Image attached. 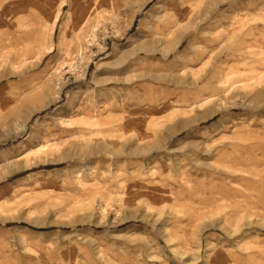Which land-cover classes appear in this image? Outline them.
<instances>
[{
	"label": "rangeland",
	"instance_id": "374dc122",
	"mask_svg": "<svg viewBox=\"0 0 264 264\" xmlns=\"http://www.w3.org/2000/svg\"><path fill=\"white\" fill-rule=\"evenodd\" d=\"M0 264H264V0H0Z\"/></svg>",
	"mask_w": 264,
	"mask_h": 264
},
{
	"label": "bare ground",
	"instance_id": "6f19581e",
	"mask_svg": "<svg viewBox=\"0 0 264 264\" xmlns=\"http://www.w3.org/2000/svg\"><path fill=\"white\" fill-rule=\"evenodd\" d=\"M2 176V173L0 174V177Z\"/></svg>",
	"mask_w": 264,
	"mask_h": 264
}]
</instances>
